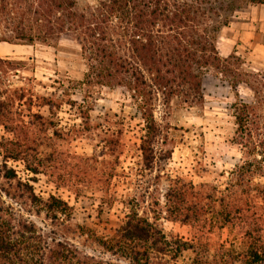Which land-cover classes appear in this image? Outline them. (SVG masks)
<instances>
[{
	"label": "trees",
	"instance_id": "16d2710c",
	"mask_svg": "<svg viewBox=\"0 0 264 264\" xmlns=\"http://www.w3.org/2000/svg\"><path fill=\"white\" fill-rule=\"evenodd\" d=\"M240 1L93 0L80 7L78 0H0V41L53 46L63 39L74 42L86 66L80 81L86 88L81 91L88 93L93 85L120 87L142 121L138 158L130 168L133 177L128 175L132 189L123 203L125 221L109 239H95L106 253L128 264H264V76L243 68L245 60L235 51L222 58L217 47L221 30L242 9ZM260 3L264 0H249ZM12 63L0 58V82ZM207 74L222 77L233 89L244 85L252 92L251 100L233 104L234 142L242 155L223 188L161 174L172 152L166 146L174 139L155 112L161 110L165 118L172 101L198 108ZM64 93L36 96L37 105L53 111ZM23 95L20 89L0 90V124L15 135L16 129L31 124L46 129L50 117L38 112L18 124L13 107ZM76 105L82 113L89 108L86 98ZM102 128L110 133L101 139L103 144H116L120 154L126 143L123 125L113 131L109 124ZM25 167L38 172L35 165ZM9 175L14 177L12 171ZM45 205H59L62 213L68 209L53 196ZM162 220L190 226L192 237L166 233ZM207 221L227 228L231 239L211 249L204 240ZM74 262L113 264L79 254L69 243L43 241L31 222L0 216V264Z\"/></svg>",
	"mask_w": 264,
	"mask_h": 264
},
{
	"label": "rangeland",
	"instance_id": "374dc122",
	"mask_svg": "<svg viewBox=\"0 0 264 264\" xmlns=\"http://www.w3.org/2000/svg\"><path fill=\"white\" fill-rule=\"evenodd\" d=\"M91 2L78 0L80 7ZM249 5V0L240 1L242 9ZM233 33L231 28L224 29L218 37L222 58L228 55ZM235 56L245 60L243 68L264 76V67L253 63L244 48L239 47ZM0 58L13 62L9 68L4 66L7 74L0 90L20 89L24 93L13 107L18 124L27 123L29 115L37 112L52 122L46 129L38 124L16 129V135L15 130L0 124V216L31 222L43 241L53 238L62 245L69 243L79 254L128 264L106 253L95 241L113 236L127 214L123 203L132 189L128 175L133 177L130 168L138 158L137 137L142 121L126 93L120 87L93 85L84 94L81 89L86 87L80 81L86 66L78 45L68 39L54 46L0 41ZM62 92L65 95L55 110L49 112L46 106L37 105L36 96L53 94L56 98ZM202 92L203 103L198 108L188 109L172 101L165 118L161 110L155 112L159 122L164 119L162 124L167 123L174 139L166 146L172 152L161 174L179 176L195 185L210 183L223 188L229 171L242 155L234 142L233 104L238 99L251 100L252 92L244 85L233 89L214 74L204 76ZM84 98L89 108L82 113L75 107ZM107 124L112 131L117 124L123 125L126 143L121 144L120 154L116 144L101 141L110 138L102 128ZM27 163L37 166L38 172L27 169ZM8 171L14 177H6ZM51 196L66 203L65 213L59 211V205L46 207ZM161 223L166 233L184 239H190L194 232L179 222ZM216 227L212 221L204 224V240L211 249L232 237L227 228ZM185 255L184 259L189 253Z\"/></svg>",
	"mask_w": 264,
	"mask_h": 264
},
{
	"label": "crops",
	"instance_id": "0c3cea01",
	"mask_svg": "<svg viewBox=\"0 0 264 264\" xmlns=\"http://www.w3.org/2000/svg\"><path fill=\"white\" fill-rule=\"evenodd\" d=\"M230 28L234 33L227 54L233 51L238 53V48L242 47L253 63L264 67V3L250 4L247 8L237 11L232 21L219 35L224 29Z\"/></svg>",
	"mask_w": 264,
	"mask_h": 264
}]
</instances>
